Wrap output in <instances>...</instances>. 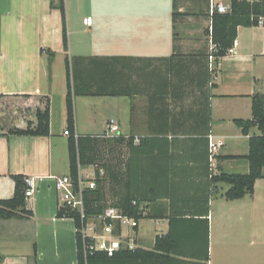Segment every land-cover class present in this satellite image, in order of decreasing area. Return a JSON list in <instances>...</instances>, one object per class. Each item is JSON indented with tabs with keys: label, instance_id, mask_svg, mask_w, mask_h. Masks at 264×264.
Returning a JSON list of instances; mask_svg holds the SVG:
<instances>
[{
	"label": "crops",
	"instance_id": "crops-1",
	"mask_svg": "<svg viewBox=\"0 0 264 264\" xmlns=\"http://www.w3.org/2000/svg\"><path fill=\"white\" fill-rule=\"evenodd\" d=\"M211 1L231 5L65 0L66 50L63 17L51 0H0V200L13 197L15 176L36 179L27 201L33 217L0 219V264H78L75 221L57 217L62 203L55 183L71 176L66 56L126 57L137 82L132 97L75 98L74 115L76 136L103 135L113 119L119 136L135 137L118 162L150 216L124 235L134 238V249L161 255L155 241L169 232L171 220V254L145 264H264V177L253 195L235 200L224 196L228 184L211 181L222 172H249L250 135L260 132L253 127L246 136L235 120L252 119V96L264 92V26L239 27L232 49L216 59ZM208 69L214 84L210 126ZM165 82L167 92L158 88ZM47 105L49 136L9 134L35 125L37 110ZM160 117L167 118L168 133L158 138ZM146 137L151 140L141 144ZM211 143L217 146L213 162Z\"/></svg>",
	"mask_w": 264,
	"mask_h": 264
},
{
	"label": "trees",
	"instance_id": "trees-1",
	"mask_svg": "<svg viewBox=\"0 0 264 264\" xmlns=\"http://www.w3.org/2000/svg\"><path fill=\"white\" fill-rule=\"evenodd\" d=\"M50 6L59 9L63 17V42L68 49V33L66 26V3L65 0H51ZM230 12L221 14L215 12L212 15L211 40L216 46V59L227 55L234 46L239 27L264 26V0L247 2L241 0H231ZM178 14H174L176 17ZM126 57H75L65 58L67 76V122L69 131V157L70 174L74 181L78 180V166H95L97 174L102 169L106 173L104 179H97V188L85 191V211L87 215H99L109 207L121 209L124 214L140 221L149 217L148 211L145 215L140 210L143 207L142 201L132 191L130 181L126 178V173L121 169L118 159L121 150L129 148L132 150L135 141L134 135L118 136L106 138L103 135H75V115L74 99L77 97H132L138 93L137 82L134 79L130 68L124 63ZM127 73H129L127 75ZM213 71H207L206 84H210L208 89V118L207 123H211V89ZM168 83L158 86L159 90H166ZM171 86V85H170ZM167 92V90H166ZM161 93L160 95H165ZM159 126L156 128L155 137L167 135V118L160 117ZM235 123L242 129L244 135H250L253 127L259 130L258 135H250L249 154L244 158L249 162V172L247 174H227L220 173L213 175V184L226 183L230 187L224 196L228 200L241 199L246 195H253L255 182L264 177V93H256L252 96V119L235 120ZM158 132V133H157ZM9 134L25 136H49L50 135V110L47 105L45 110H37L36 124L28 122L25 129L12 128ZM157 135V136H156ZM164 137V136H163ZM151 138L146 137L139 140L141 144ZM232 158V157H228ZM15 192L11 199L0 200V219H30L33 217L32 211L27 209L25 190L27 188L26 179L22 176H15ZM110 181V182H109ZM110 183V195L112 202L109 204L106 199V184ZM134 201L137 202L134 205ZM146 210V207H144ZM57 217L71 218L75 221L76 238L78 246V264H124L133 263L136 260L142 263H149L150 259L158 257H169L171 254V220L170 229L166 235L158 236L155 241L154 251L163 254L145 251L142 249L124 248L119 250L113 257H109L104 252H95L87 257L84 254V245L89 242L83 235V222L80 214L65 204L58 206ZM117 232L119 227H117ZM5 260L0 255V263Z\"/></svg>",
	"mask_w": 264,
	"mask_h": 264
},
{
	"label": "built area",
	"instance_id": "built-area-1",
	"mask_svg": "<svg viewBox=\"0 0 264 264\" xmlns=\"http://www.w3.org/2000/svg\"><path fill=\"white\" fill-rule=\"evenodd\" d=\"M247 2H256L258 0H241ZM231 7L222 5L221 3H214L211 1V15L215 12L225 14L230 12ZM84 24L87 26L92 25V19L86 18ZM214 48L216 46L214 45ZM65 135H69V131H65ZM119 127L115 120H110L108 124V130L105 133L106 138L118 137ZM217 153V146L214 143L210 144V161H214V156ZM92 173L85 174L83 167L78 166V180L74 181L72 176L57 178L56 189L61 199V203L69 206L73 210H76L84 222L83 235L90 241L84 245V254L87 257L95 252H104L109 257H113L119 250L124 248L133 249L134 238L124 235V229L134 230L138 226V221L132 217L127 216L124 212L115 207H108L103 214L99 215H87L85 211V191L87 189L94 190L97 188V179H104L106 173L104 170H99L97 174L96 167L91 166ZM27 188L25 190L26 201H28L35 194L36 179H26ZM137 204L136 201L133 203ZM143 206L140 210L145 215L147 211ZM117 227L119 231L117 232ZM87 228H90L91 235L86 234Z\"/></svg>",
	"mask_w": 264,
	"mask_h": 264
},
{
	"label": "rangeland",
	"instance_id": "rangeland-1",
	"mask_svg": "<svg viewBox=\"0 0 264 264\" xmlns=\"http://www.w3.org/2000/svg\"><path fill=\"white\" fill-rule=\"evenodd\" d=\"M216 48H214L213 49V52H212V54H215V52H216V50H215ZM264 93V92H263ZM120 100V99H119ZM97 108H98V106H97ZM57 111H59V107H58V109H57ZM109 114V112L108 111H106L105 112V116H107ZM84 173L85 174H91L92 173V169L91 168H86V169H84ZM86 234L87 235H91V230H90V228H87V230H86Z\"/></svg>",
	"mask_w": 264,
	"mask_h": 264
}]
</instances>
